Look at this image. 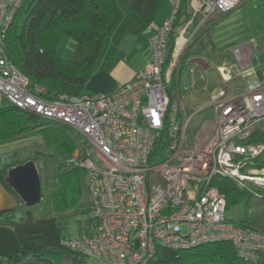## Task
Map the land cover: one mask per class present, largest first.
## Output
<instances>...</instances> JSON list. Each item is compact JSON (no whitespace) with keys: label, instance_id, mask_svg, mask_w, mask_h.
I'll use <instances>...</instances> for the list:
<instances>
[{"label":"built area","instance_id":"built-area-1","mask_svg":"<svg viewBox=\"0 0 264 264\" xmlns=\"http://www.w3.org/2000/svg\"><path fill=\"white\" fill-rule=\"evenodd\" d=\"M25 1L0 0V98L84 137L68 163L85 171L90 221L83 233L65 236L61 244L101 264H149L157 246L188 249L223 240L239 257L257 262L264 230L229 218L226 195L214 181L264 185L252 179L264 177V164L248 162L264 159V141H249L264 125V85L228 87L230 74L241 76L236 70L243 73L245 67L238 61L219 67L225 83L197 110L211 108L215 117L193 138V115L181 117L180 91L177 97L172 87L178 74L181 88L185 61L193 78L184 88H208L197 83L207 82L210 66L186 57L187 47L202 23L231 13L244 0H186L185 8L183 0H170L173 14L160 25L149 24L150 59L132 79L110 92L62 93L52 100L40 96L43 87L33 85L6 53V32Z\"/></svg>","mask_w":264,"mask_h":264},{"label":"trees","instance_id":"trees-1","mask_svg":"<svg viewBox=\"0 0 264 264\" xmlns=\"http://www.w3.org/2000/svg\"><path fill=\"white\" fill-rule=\"evenodd\" d=\"M123 1L137 14L142 27L155 22L161 0ZM182 7H186V0H183ZM112 17L111 8L102 0H26L6 32V53L33 85L43 87L40 96L45 99H56L62 93L79 96L94 94L89 86V79L96 71L110 66L102 56V48L106 40V27ZM63 35L85 45L88 49L87 55L80 60L59 58L56 47ZM39 122L44 124L45 129L55 126L56 123L1 98L0 142L11 141L23 133L33 131L39 126L35 125ZM60 125L66 130L70 128ZM56 141L52 146L48 143L50 156L70 155L76 148L72 137L56 138ZM249 141H264V131L259 128ZM162 145L160 143L157 150ZM39 154L35 152L34 155L31 153L21 157L11 153L1 157L0 181L5 183L9 169L28 160L35 161ZM69 155L68 159L71 157ZM68 159L64 162L66 167L57 173V183L61 184L62 176L79 169L71 166ZM248 162L262 165L264 159L257 156ZM214 183L226 195V208L239 204L243 194L252 195L230 178H222ZM61 188L60 186L54 191L57 198L53 196L58 211L63 209L61 202L65 200L66 194L65 189ZM0 220L9 222L18 238L17 246L5 259L0 258V264H81L85 261V255L61 244V239L68 235L57 216L35 218L30 214L24 218L18 208H15L0 212ZM233 220L242 225L250 224L248 220ZM89 221V214L86 220H79L80 233L86 230ZM149 264H264V253L257 262L248 261L238 256L229 241L223 240L188 249L157 246Z\"/></svg>","mask_w":264,"mask_h":264},{"label":"rangeland","instance_id":"rangeland-1","mask_svg":"<svg viewBox=\"0 0 264 264\" xmlns=\"http://www.w3.org/2000/svg\"><path fill=\"white\" fill-rule=\"evenodd\" d=\"M259 4L260 0H244L236 9L237 12L233 13L230 18L227 19L224 15L218 14L209 22L202 23L201 27L197 30L199 35L187 47L185 56L190 57V59L199 57L196 59L200 60L198 63H200L202 68L210 66L208 73H206L208 77L207 82L199 81L197 83L199 88L207 85V89L194 90L191 87L184 88L185 82L193 78V74L189 69L183 68L185 67L183 66L185 61L181 63V88L177 82V78H179L178 74L173 75L172 87L175 88L177 97L178 90L180 91V115L183 118H185L183 112L188 116L193 115L189 126V133L192 138L206 121L213 120L215 117L211 108L207 107L199 111L197 110L206 107L212 90L221 83V85L225 83L222 81V74L218 70L219 67L235 64L237 62L236 53L241 51V48L249 49L252 45L255 52L259 50L261 55L253 56L255 59L253 60L251 69V61L247 60L246 64L248 68L245 69V66L243 73L236 70V74L239 72L241 76H235L232 73L230 75L233 78L225 84L228 87L236 89H241L246 85L254 89L261 84V80H264L261 75L263 74L264 76V20ZM172 14L173 7L171 1L161 0L156 17L157 24H162ZM199 19H196L193 28L196 27ZM114 23L112 17L105 31L106 45H109L111 42L113 43L112 24ZM87 52L88 49L85 45L64 35L61 36L56 47L57 56L64 59L80 60L87 55ZM242 77H246L245 80ZM41 123L35 124L39 126L31 132L21 134L17 139L0 142V158L11 153H16L18 156L21 155V157H26L31 155V153L34 155L35 152L40 153L35 163L41 177V201L35 206L21 204L17 207L18 212L24 218L30 214L35 218L50 215L57 216L60 223L65 226L66 234L75 237L80 233L79 220H86L88 218L90 193L86 183L85 171L83 168L74 169L66 174V176H62L61 184L60 182L57 183L59 181L57 173L66 167L64 166L66 164L64 162L67 161L69 154H63L65 157L50 156L48 143L52 146L56 138H68L69 136L75 140L76 146V142H82L84 137L75 129H63L58 123H55V126H50L49 129H45L44 124ZM260 128L264 131V125ZM75 152L76 149L70 155H74ZM233 181L246 193L249 192L252 195L243 194L239 204L229 208L227 206V216L237 221L248 220L251 225L264 230V185H257L249 180H244L241 182L242 184L235 179ZM60 186L65 189L66 194L65 200L61 202L63 209L58 211L53 196L57 198L54 191L60 188ZM185 229H187V226H185ZM17 244L18 238L14 227L9 222L0 220V258L5 259ZM68 264L71 263L68 262ZM81 264L101 263L96 259L86 256L85 261Z\"/></svg>","mask_w":264,"mask_h":264},{"label":"crops","instance_id":"crops-1","mask_svg":"<svg viewBox=\"0 0 264 264\" xmlns=\"http://www.w3.org/2000/svg\"><path fill=\"white\" fill-rule=\"evenodd\" d=\"M102 1L113 10V23H115L112 24L113 43L106 45L105 42L102 48V56L106 62L110 63V66L96 71L89 79V86L95 93L110 92L119 83L129 81L143 69L150 59L149 37L152 33V29L148 26L142 27L137 14L123 0ZM259 6L264 20V0H260ZM236 12L237 10H234L225 14L224 17L228 19ZM155 23H158L156 18ZM255 55H261V53L259 50L255 52L252 45L249 49L243 47L236 53V60L246 68H248L246 61H251V69ZM261 75L264 79L263 74ZM242 78L245 80L246 77ZM262 85L264 80H261L259 86Z\"/></svg>","mask_w":264,"mask_h":264},{"label":"water","instance_id":"water-1","mask_svg":"<svg viewBox=\"0 0 264 264\" xmlns=\"http://www.w3.org/2000/svg\"><path fill=\"white\" fill-rule=\"evenodd\" d=\"M41 198V177L34 160L12 167L5 183L0 181V212L13 210L21 204L35 206Z\"/></svg>","mask_w":264,"mask_h":264},{"label":"bare ground","instance_id":"bare-ground-1","mask_svg":"<svg viewBox=\"0 0 264 264\" xmlns=\"http://www.w3.org/2000/svg\"><path fill=\"white\" fill-rule=\"evenodd\" d=\"M252 179H254V181L256 180L257 182L264 183V177H256Z\"/></svg>","mask_w":264,"mask_h":264}]
</instances>
